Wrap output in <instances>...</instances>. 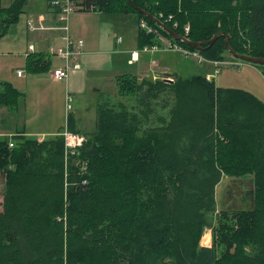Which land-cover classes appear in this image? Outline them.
Wrapping results in <instances>:
<instances>
[{"label": "trees", "instance_id": "16d2710c", "mask_svg": "<svg viewBox=\"0 0 264 264\" xmlns=\"http://www.w3.org/2000/svg\"><path fill=\"white\" fill-rule=\"evenodd\" d=\"M28 2H0V39ZM79 6L134 15L140 49L163 37L197 50L172 39L164 24L205 43L198 51L209 62L234 58L228 44L264 58V0H81ZM142 20L155 31L141 28ZM50 66L43 53L27 56L34 75ZM165 76L173 82L119 76L121 95L131 102L101 99L91 137L75 149L62 131L43 140L25 129L0 137V264H264V102L218 87L206 74ZM25 96L0 82V108L19 112ZM75 126L71 113L67 130L78 133ZM224 176L253 177V207L221 210L211 224ZM208 228L212 245L203 246Z\"/></svg>", "mask_w": 264, "mask_h": 264}, {"label": "rangeland", "instance_id": "374dc122", "mask_svg": "<svg viewBox=\"0 0 264 264\" xmlns=\"http://www.w3.org/2000/svg\"><path fill=\"white\" fill-rule=\"evenodd\" d=\"M41 2L37 9L45 8L46 0H37ZM2 3V2H1ZM5 4V3H4ZM77 14V13H74ZM72 15L70 20V28L73 31H79L83 23L94 28L93 33L98 34L101 31L99 27L101 23V15L98 13L88 14L79 13L81 17ZM31 12H24L21 14L17 24H15L8 34L0 39V82L12 83L16 88L26 94L19 112H14V118L9 121L8 125L13 128L8 133L15 131L17 127L22 129L23 125L27 128H36L44 125L47 129L50 119L60 122L61 116L64 119L63 125L66 124L68 114L74 110H78L79 118L81 119L80 133L84 142L91 137L96 125L97 105L102 100L110 99L112 103L126 102L130 103V96L121 95L118 81L108 84L106 88L89 90L84 98H73L71 102L72 109L67 110V101L64 96H59V91L64 92L63 83H55L50 77V71L42 78H46L47 82L42 83L44 86L37 85L38 81H32L31 76L27 73L25 50L28 44L34 40V34L30 33L27 21L31 18ZM87 22V23H86ZM114 23H112L113 25ZM127 36H129L127 34ZM169 44L168 39H162L161 49L166 48ZM165 61L171 63L179 76L188 77L194 74H205L204 68L207 63H200L195 58H186L178 52L160 51ZM53 59V65L60 62L53 54L49 55ZM233 59V60H232ZM214 64V63H213ZM53 67V66H52ZM22 70L25 73L24 78H19L17 72ZM176 73V74H177ZM154 72L149 71L146 75H140L141 78H152ZM212 74L208 79H214L218 87H233L249 91L256 95L264 102V72L260 67L241 61L239 59L228 58L224 64L215 65L212 67ZM164 74L163 76H165ZM48 76V77H47ZM163 76H160L162 78ZM157 79V78H156ZM173 80V78H170ZM47 85V86H46ZM50 93L49 103H41L39 91L43 90ZM99 90V91H98ZM1 122V121H0ZM2 123V122H1ZM45 123V124H44ZM55 123V124H56ZM4 126L0 124V127ZM71 132V131H70ZM74 133V132H72ZM10 137L11 134L5 135ZM4 137V136H3ZM35 137V136H34ZM39 140H43L40 138ZM5 186V178L0 175V207L3 200V191ZM254 190V181L252 176H245L241 178H233L224 176L220 184L216 187V213L209 214V221L215 224L217 221V214L221 210H242L253 207V198L250 193ZM210 234V241H204V236ZM201 244L203 246L212 245V231L211 228L206 229Z\"/></svg>", "mask_w": 264, "mask_h": 264}, {"label": "crops", "instance_id": "0c3cea01", "mask_svg": "<svg viewBox=\"0 0 264 264\" xmlns=\"http://www.w3.org/2000/svg\"><path fill=\"white\" fill-rule=\"evenodd\" d=\"M0 2H2L4 6H8L11 4L12 0H0ZM39 3L41 4V2H38L37 0H29L25 12H31L33 16L27 21V25L29 28L31 22L34 26H43L46 29L33 31L29 28L30 33L34 34L35 41H31L28 44L27 49L24 52L26 59L28 55L39 53H43L49 57L51 48L57 47L63 43L62 37L65 32L49 29L60 25L55 10L51 7L48 0L45 2V8L37 9ZM75 13L77 14L74 15H77L78 17H81V14L79 13L100 14L101 23L99 27H97V30L98 28H101V31L98 34H96L97 31L93 33L94 28L87 26L85 23H83L79 31H73L72 33L70 28L69 34L73 40H84L85 45L81 57L82 69L72 71L70 76L62 81H55L51 78L55 83H63L64 92L59 91V96H64L65 101H67L68 95L72 96L74 99L77 97L82 99L87 95L89 90H92L93 88H106L108 84L116 82L118 77L124 74H132L138 76L140 79H144L146 77L141 78L140 75L147 76L146 74L149 71L154 72L152 76L153 78H157V75L163 76L167 73H177L173 70L174 66L165 61L164 58L158 54L160 51H169L166 49H161L156 52H140L139 61L133 64L129 62L131 59V53L136 50H141L138 40L139 25L137 24V19L134 15L120 14L108 16L102 12L94 10H78ZM112 23L114 24L112 25ZM127 34L129 36H127ZM119 38H122V40L119 41ZM30 45L35 47L34 52L28 51ZM59 61L60 62L53 65V59H50V72L64 65L62 60L59 59ZM208 63L209 64L205 65L204 72L210 77V75H213L212 67L214 64L212 62ZM27 73L31 76L32 81H38L37 85L39 86H44L42 83L47 82L46 78H42L47 75V73L39 75H34L28 71ZM24 76L25 73L21 76L18 75L19 78H24ZM39 93L41 96V103L44 102L48 104L51 98L50 93L44 91V89L42 91L40 90ZM13 113L14 112L7 108H0V121L2 122H0V124L4 125L0 127V137L7 134H11L12 136L16 134L17 131L25 129L27 135L35 136L39 139H45L59 134L60 131L64 132L67 129L68 119L66 124L63 125L64 119L61 116L59 123H56L57 120L55 121L54 119L48 118L50 123L48 124L47 129L44 125L31 129L27 128L26 125H23L22 129L17 127L14 132L8 133L10 129H13L8 125L9 121H12L14 118ZM71 113L76 119L75 128L78 133H80L81 119L79 118V112L78 110H74L69 114Z\"/></svg>", "mask_w": 264, "mask_h": 264}, {"label": "built area", "instance_id": "2783aa9c", "mask_svg": "<svg viewBox=\"0 0 264 264\" xmlns=\"http://www.w3.org/2000/svg\"><path fill=\"white\" fill-rule=\"evenodd\" d=\"M51 7L55 10L56 15L58 17V21L60 25L58 27H53L49 29H55V30H61L65 32L64 36L62 37L63 43L57 47H52L50 50V54H53L54 56L58 57L60 60L64 62V65L60 68H56L50 72V77L55 81H62L67 79L72 71L80 70L82 69L81 64V57L83 55V48L85 45L84 40H78L75 41L70 36V20L71 16L78 10H80L79 3L81 0H48ZM172 19V17H170ZM177 25V23L175 24ZM140 27L143 29H146L148 32L155 31L151 26L147 24L146 21L142 20L140 23ZM29 28L33 31L39 30V29H46L43 26L37 27L34 26L31 22L29 24ZM190 31V27H186V32L188 33ZM165 39L163 37L160 38ZM122 38H119V41H121ZM166 50L172 51V52H178L185 56L186 58H195L200 63L209 62L198 50H191L184 48L180 44L176 42L169 41V44L166 45ZM161 50V44L160 45H154V46H145L141 50H136L131 53V59L130 63L133 64L137 61H139L140 58V52H156ZM29 52H34L35 47L33 45L29 46ZM215 65H220L221 63L218 62H212ZM226 62H222L224 64ZM23 74L22 71L18 72V75L21 76ZM73 101L72 96L68 95L67 98V110L72 109L71 102ZM63 135L65 136L66 140V146L69 149H75L79 146H82L84 140L82 136L79 134L72 133L68 131L67 129L63 132ZM11 147L14 146L13 143L10 144Z\"/></svg>", "mask_w": 264, "mask_h": 264}, {"label": "water", "instance_id": "95a60500", "mask_svg": "<svg viewBox=\"0 0 264 264\" xmlns=\"http://www.w3.org/2000/svg\"><path fill=\"white\" fill-rule=\"evenodd\" d=\"M130 2H132V0H130ZM141 12H143L144 14H146L144 11L140 10ZM171 36L173 39L175 40H179V41H183L185 42L187 45L197 49V50H202L203 46L205 45V43L203 42H192L190 41L187 37L181 36L179 34H177L175 31H173L172 29L168 28L166 25L162 24L161 25ZM218 38V36H215L210 42L209 44H213L214 41ZM228 48L230 53L232 54V56L236 59H239L241 61L247 62V63H251V64H255V65H262L264 66V58L263 57H252V56H247V55H242L239 54L237 52H235L228 44ZM157 78H160L159 75H157ZM162 79L166 82H173L172 79H170L167 76H163ZM99 91V90H98Z\"/></svg>", "mask_w": 264, "mask_h": 264}, {"label": "bare ground", "instance_id": "6f19581e", "mask_svg": "<svg viewBox=\"0 0 264 264\" xmlns=\"http://www.w3.org/2000/svg\"><path fill=\"white\" fill-rule=\"evenodd\" d=\"M102 12V11H101ZM157 34V33H156ZM173 39V38H172ZM210 239H211V236H210V234H207V235H205L204 236V241H210Z\"/></svg>", "mask_w": 264, "mask_h": 264}]
</instances>
